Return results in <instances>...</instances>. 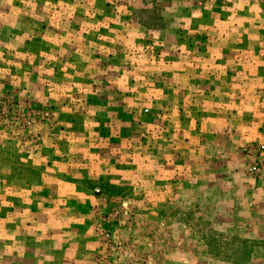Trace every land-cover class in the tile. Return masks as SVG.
<instances>
[{
    "label": "rangeland",
    "instance_id": "rangeland-1",
    "mask_svg": "<svg viewBox=\"0 0 264 264\" xmlns=\"http://www.w3.org/2000/svg\"><path fill=\"white\" fill-rule=\"evenodd\" d=\"M264 0H0V264H264Z\"/></svg>",
    "mask_w": 264,
    "mask_h": 264
},
{
    "label": "built area",
    "instance_id": "built-area-1",
    "mask_svg": "<svg viewBox=\"0 0 264 264\" xmlns=\"http://www.w3.org/2000/svg\"><path fill=\"white\" fill-rule=\"evenodd\" d=\"M261 153L263 154V157H264V147L262 148ZM263 171H264V165L261 160L257 161L256 164H254L249 169V173L252 175H260L263 173Z\"/></svg>",
    "mask_w": 264,
    "mask_h": 264
}]
</instances>
